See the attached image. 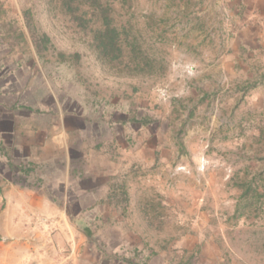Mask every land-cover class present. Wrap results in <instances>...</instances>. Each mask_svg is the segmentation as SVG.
Returning <instances> with one entry per match:
<instances>
[{"label":"rangeland","instance_id":"rangeland-1","mask_svg":"<svg viewBox=\"0 0 264 264\" xmlns=\"http://www.w3.org/2000/svg\"><path fill=\"white\" fill-rule=\"evenodd\" d=\"M100 1L123 41L136 36L157 59L151 74L134 72L128 47L117 61L98 56L93 0H0V95L20 109L17 142L52 119L47 140L78 142L86 171L96 162L117 173L119 211L100 232L122 264H264V207L235 216L238 184L255 179L264 193V52L239 44L258 28L253 4ZM27 154L14 157L28 162ZM0 160L7 173L1 148ZM4 188L0 264H74L62 212L20 215V231L36 232L35 258L26 241L13 244L8 218L19 213L6 211Z\"/></svg>","mask_w":264,"mask_h":264},{"label":"crops","instance_id":"crops-1","mask_svg":"<svg viewBox=\"0 0 264 264\" xmlns=\"http://www.w3.org/2000/svg\"><path fill=\"white\" fill-rule=\"evenodd\" d=\"M246 1L253 4L250 14L259 23L252 36L244 34L239 44L250 54L264 52V0ZM251 38L254 39L253 42ZM19 111L13 103L9 105V102L5 101L4 95H0V148L9 169L5 173L0 168V186L5 187L2 201H5L3 205H6V211L19 213L11 219L8 218L13 228V244L20 245L23 240L26 241L30 249L27 252L28 258H35L31 246L37 240L36 232L33 226H29L27 235L20 231L23 228L20 215L28 213L30 217L33 215L32 218L42 215L41 220L48 221L53 212H62L65 227L70 229V239H73V259L77 260L74 264H122L120 259H117V251L112 255L111 252L114 251L107 250L104 240L106 236L100 232L101 228L116 220L112 213L119 211L118 203L113 199L116 194L112 190L117 182V173L96 171V162L91 171L83 169L80 165L82 159L79 156L82 152L79 151L78 142L69 144L67 140L57 144L51 138L47 140L48 136L51 137L52 119L47 118L40 122L41 128L30 135L28 142H24L25 146L18 143L21 134L20 125L16 124ZM26 150L27 155L33 157L28 162L14 157L18 152ZM60 152H65L64 160L56 157ZM38 155L42 157H37ZM53 156L57 159L53 160ZM12 175L20 177L22 183L29 181L32 185L23 187L11 179ZM55 191H62L65 196L61 206ZM0 234H4L1 229ZM110 241L112 239H109ZM4 258L3 255L1 259Z\"/></svg>","mask_w":264,"mask_h":264},{"label":"trees","instance_id":"trees-1","mask_svg":"<svg viewBox=\"0 0 264 264\" xmlns=\"http://www.w3.org/2000/svg\"><path fill=\"white\" fill-rule=\"evenodd\" d=\"M96 5V12L100 16L101 26L96 29L93 44L98 56L109 61H117L122 58L124 48H130L131 61L135 66L136 74H151L157 59L148 52L142 50L139 39L134 36L131 41H123L122 32L114 25V21L109 17L108 8L103 6L100 0H93ZM263 179V177H261ZM261 179V180H262ZM255 179L251 182H243L237 186L243 189L236 210V218L251 214L264 207V193H258L253 186ZM249 210V212L247 211Z\"/></svg>","mask_w":264,"mask_h":264}]
</instances>
